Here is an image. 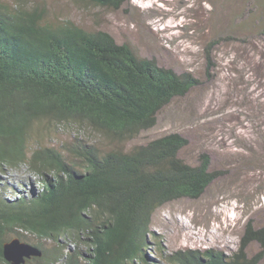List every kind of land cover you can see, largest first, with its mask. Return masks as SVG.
Returning a JSON list of instances; mask_svg holds the SVG:
<instances>
[{"label":"trees","instance_id":"obj_1","mask_svg":"<svg viewBox=\"0 0 264 264\" xmlns=\"http://www.w3.org/2000/svg\"><path fill=\"white\" fill-rule=\"evenodd\" d=\"M77 1L117 9L126 0ZM250 5V21L259 23L264 39V0ZM225 39L237 38L217 35L208 44L207 70L214 65L210 49ZM200 83L104 30L49 20L36 5L0 1V172L24 170L41 183L40 191L11 198L8 189L16 193L15 187L0 183V264H10L2 246L14 237L41 251L24 264L147 263L153 213L176 199L199 198L219 172L210 169L207 153L196 164L181 158L188 139L179 132L108 151L90 134L110 143L131 140L153 127L173 98ZM50 124L55 132L75 129L63 150L31 141L37 127ZM252 244L259 245L257 254L249 253ZM263 255L264 222L250 220L230 253L186 248L166 260L258 264Z\"/></svg>","mask_w":264,"mask_h":264},{"label":"rangeland","instance_id":"obj_2","mask_svg":"<svg viewBox=\"0 0 264 264\" xmlns=\"http://www.w3.org/2000/svg\"><path fill=\"white\" fill-rule=\"evenodd\" d=\"M0 1L36 5L49 20L70 19L88 31L104 30L118 43H130L138 55L201 81L173 98L158 112L155 125L131 140L110 143L90 134L108 151L179 132L188 139L181 158L196 164L207 153L210 169L219 172L199 198L176 199L153 213L147 263L139 264H172L166 256L186 248L230 253L248 221L264 222V39L257 32L259 23L249 18L252 0H126L117 9L77 0ZM226 34L237 39L214 44L207 76L208 44ZM45 125L33 132L32 142L63 150L73 139L74 128L55 132ZM0 183L15 187L16 193L8 189L10 198L41 190L40 179L24 170L0 172ZM259 250L252 244L248 251ZM258 264H264V255Z\"/></svg>","mask_w":264,"mask_h":264},{"label":"water","instance_id":"obj_3","mask_svg":"<svg viewBox=\"0 0 264 264\" xmlns=\"http://www.w3.org/2000/svg\"><path fill=\"white\" fill-rule=\"evenodd\" d=\"M71 249V246L69 247ZM41 255V251L34 245L24 243L14 237L3 243L2 256L10 264H24L26 259Z\"/></svg>","mask_w":264,"mask_h":264},{"label":"bare ground","instance_id":"obj_4","mask_svg":"<svg viewBox=\"0 0 264 264\" xmlns=\"http://www.w3.org/2000/svg\"><path fill=\"white\" fill-rule=\"evenodd\" d=\"M185 224H184V222H183V226H184ZM184 228H185V226H184Z\"/></svg>","mask_w":264,"mask_h":264},{"label":"clouds","instance_id":"obj_5","mask_svg":"<svg viewBox=\"0 0 264 264\" xmlns=\"http://www.w3.org/2000/svg\"><path fill=\"white\" fill-rule=\"evenodd\" d=\"M70 246H71V245H70ZM70 246H69V247H70ZM71 247H72V246H71ZM69 249H70V248H69Z\"/></svg>","mask_w":264,"mask_h":264}]
</instances>
